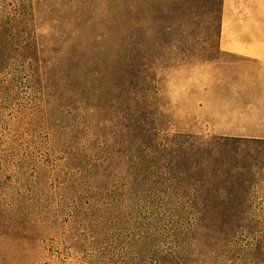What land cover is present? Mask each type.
Returning a JSON list of instances; mask_svg holds the SVG:
<instances>
[{
	"label": "rangeland",
	"instance_id": "rangeland-1",
	"mask_svg": "<svg viewBox=\"0 0 264 264\" xmlns=\"http://www.w3.org/2000/svg\"><path fill=\"white\" fill-rule=\"evenodd\" d=\"M222 2L0 0V264H264V71L220 55ZM150 131L253 141L199 188Z\"/></svg>",
	"mask_w": 264,
	"mask_h": 264
},
{
	"label": "trees",
	"instance_id": "trees-1",
	"mask_svg": "<svg viewBox=\"0 0 264 264\" xmlns=\"http://www.w3.org/2000/svg\"><path fill=\"white\" fill-rule=\"evenodd\" d=\"M20 15V13H19ZM18 16H14L10 21L11 23H1L0 25V56L4 55V49H2L11 38L15 37V31L21 28L19 22H15ZM15 22V23H14ZM22 43L19 47V55L24 58H30L29 56L34 53L38 57L39 49L37 48V41L35 38H29L25 36V31L21 34ZM2 44V46H1ZM38 60V59H37ZM148 97H136L137 104H145ZM125 102V101H124ZM143 108H138L131 113L129 119H126V115L123 117L121 127L124 128L126 133H133L137 130V127L143 125L147 126L144 122V115L141 113ZM154 130V128H152ZM152 129H150L152 131ZM148 131V130H144ZM146 132V135L153 136L150 143L145 144L148 153V158L153 160L163 159V162L168 163L172 169L171 173H174L175 179L182 180L183 178L190 181L191 185H198L199 188L203 187L202 183H206V179H209L211 175L212 181L219 179L216 172L213 171L215 165L218 162L226 160L223 148L228 144H236L237 142L253 141L246 138H211L204 140L198 136L193 135H180L173 133L171 135L159 136ZM144 138V137H143ZM141 143L143 139L140 140ZM202 185V186H201Z\"/></svg>",
	"mask_w": 264,
	"mask_h": 264
},
{
	"label": "crops",
	"instance_id": "crops-1",
	"mask_svg": "<svg viewBox=\"0 0 264 264\" xmlns=\"http://www.w3.org/2000/svg\"><path fill=\"white\" fill-rule=\"evenodd\" d=\"M218 50L240 67V76L264 71V0H223Z\"/></svg>",
	"mask_w": 264,
	"mask_h": 264
}]
</instances>
